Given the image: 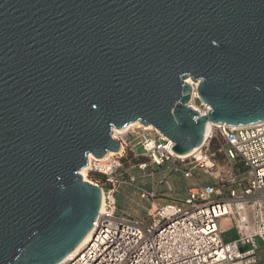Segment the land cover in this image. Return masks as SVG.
Segmentation results:
<instances>
[{
    "label": "water",
    "instance_id": "obj_1",
    "mask_svg": "<svg viewBox=\"0 0 264 264\" xmlns=\"http://www.w3.org/2000/svg\"><path fill=\"white\" fill-rule=\"evenodd\" d=\"M134 121L178 155L208 122L262 123L264 0H0V264L86 237L102 199L80 171Z\"/></svg>",
    "mask_w": 264,
    "mask_h": 264
},
{
    "label": "built area",
    "instance_id": "obj_2",
    "mask_svg": "<svg viewBox=\"0 0 264 264\" xmlns=\"http://www.w3.org/2000/svg\"><path fill=\"white\" fill-rule=\"evenodd\" d=\"M190 85L188 104L206 115L210 106L198 99L197 82ZM112 138L119 149L98 158L87 155L85 173L80 171L85 181L100 187L103 209L86 245L59 264L257 262L259 244L264 246V121L244 126L213 123L189 156L176 154L174 142L153 125L129 123L122 132H112ZM164 172L169 173L157 176ZM172 173L182 181L192 180L183 185L185 197L156 202L162 193L173 191ZM240 174L248 178L243 181ZM133 191L149 205L135 202ZM117 195L124 198V207H118ZM129 203L144 208L146 217L130 216ZM224 218L231 219L238 233L229 241L220 227Z\"/></svg>",
    "mask_w": 264,
    "mask_h": 264
},
{
    "label": "rangeland",
    "instance_id": "obj_3",
    "mask_svg": "<svg viewBox=\"0 0 264 264\" xmlns=\"http://www.w3.org/2000/svg\"><path fill=\"white\" fill-rule=\"evenodd\" d=\"M137 151L139 153H142L143 148L141 146H138ZM218 159H219V164H222L223 163L222 159H220V158H218ZM168 173L169 172H164L163 174L160 173L157 176L158 177L166 176V175H168ZM196 174L202 178H207L206 176L202 175L200 170H196ZM240 177H241V180H243V181H245V179L248 178V176H246V174L245 175L240 174ZM169 180H170L171 186H173V188H174L173 191L171 193L170 192L162 193L156 202L164 204L167 202H171L172 200H182L185 197L184 191H183L184 183L190 184L192 182L191 179L190 180L187 179V180L182 181V179L179 178L178 174H176V173H172L169 177ZM131 196L135 200V202H139L145 206L149 205L147 200H143V199H140L137 197L136 191H133L131 193ZM116 198H117L118 207H124V205H125L124 198L121 195H117ZM127 212L129 213L130 216H133L135 218L137 217V218H143L144 219L146 217L145 216L146 210L144 208L140 207L139 205H135L132 203L128 204ZM145 221L148 222L149 220L145 219ZM220 227L225 230L224 231L225 232V234H224L225 240L229 241V239L233 238L234 235H233V231L231 228V222H230L229 218L228 219L227 218L222 219L220 222Z\"/></svg>",
    "mask_w": 264,
    "mask_h": 264
},
{
    "label": "bare ground",
    "instance_id": "obj_4",
    "mask_svg": "<svg viewBox=\"0 0 264 264\" xmlns=\"http://www.w3.org/2000/svg\"><path fill=\"white\" fill-rule=\"evenodd\" d=\"M187 82H189V83H191L192 81L189 79V78H187V80H186ZM135 123H140V122H138V121H134ZM141 124V123H140ZM212 125H213V123L212 122H208L207 123V126H206V128H205V133H204V137H203V140L208 136V134H209V132H210V130H211V127H212ZM123 131V128H121V129H118V128H115L112 132H113V134L115 135V133L116 132H122ZM197 148H194L192 151H190L188 154H185V155H182V156H189L191 153H193V152H195V150H196ZM92 155L91 154H88V157H91ZM85 173V168H82V170H81V174L83 175ZM101 205H100V210H102L103 209V202H104V200H103V198H102V196H101ZM90 234H91V231H89V233L86 235V237L85 238H83L82 239V241L66 256V257H68L70 254H73V253H75L76 251H78V250H80V249H82V247H84L85 245H86V243H87V241L90 239ZM66 259V258H65Z\"/></svg>",
    "mask_w": 264,
    "mask_h": 264
},
{
    "label": "crops",
    "instance_id": "obj_5",
    "mask_svg": "<svg viewBox=\"0 0 264 264\" xmlns=\"http://www.w3.org/2000/svg\"><path fill=\"white\" fill-rule=\"evenodd\" d=\"M229 220L231 222V228H232L233 235H234L232 239H234V238H236L238 236V233L236 232L235 227L233 226V223H232L231 219H229ZM254 264H264V246H262L260 244H259V250H258V260Z\"/></svg>",
    "mask_w": 264,
    "mask_h": 264
},
{
    "label": "trees",
    "instance_id": "obj_6",
    "mask_svg": "<svg viewBox=\"0 0 264 264\" xmlns=\"http://www.w3.org/2000/svg\"><path fill=\"white\" fill-rule=\"evenodd\" d=\"M90 178L93 179V178H96V176L95 175H90ZM229 240H231V239H229ZM226 241H228V240H226Z\"/></svg>",
    "mask_w": 264,
    "mask_h": 264
}]
</instances>
